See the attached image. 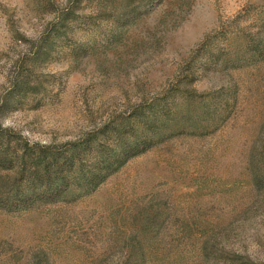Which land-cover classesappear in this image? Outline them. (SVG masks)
I'll return each instance as SVG.
<instances>
[{
  "label": "rangeland",
  "instance_id": "1",
  "mask_svg": "<svg viewBox=\"0 0 264 264\" xmlns=\"http://www.w3.org/2000/svg\"><path fill=\"white\" fill-rule=\"evenodd\" d=\"M150 106L92 190L0 210V264H264V0H0L5 139L64 153Z\"/></svg>",
  "mask_w": 264,
  "mask_h": 264
},
{
  "label": "trees",
  "instance_id": "2",
  "mask_svg": "<svg viewBox=\"0 0 264 264\" xmlns=\"http://www.w3.org/2000/svg\"><path fill=\"white\" fill-rule=\"evenodd\" d=\"M157 111V106L139 110L136 121L142 128L122 124L101 132V136L90 134L82 146L72 144L64 153L5 139L4 133L10 131L0 125V210L54 202L72 188L80 192L92 190L126 159L145 151L152 138L162 134ZM154 125L152 136H148L144 128ZM87 149L91 151L85 157Z\"/></svg>",
  "mask_w": 264,
  "mask_h": 264
}]
</instances>
